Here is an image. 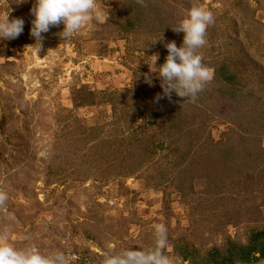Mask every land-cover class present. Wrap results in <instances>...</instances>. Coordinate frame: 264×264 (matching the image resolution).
Segmentation results:
<instances>
[{
	"label": "rangeland",
	"instance_id": "1",
	"mask_svg": "<svg viewBox=\"0 0 264 264\" xmlns=\"http://www.w3.org/2000/svg\"><path fill=\"white\" fill-rule=\"evenodd\" d=\"M16 2L0 0L25 21L0 42L3 242L104 264L153 248L163 224L172 264H205L264 230V0H96L104 19L70 41L52 28L39 57L34 0ZM193 6L214 15L200 49L212 79L195 100L157 101L146 63L182 44L172 28Z\"/></svg>",
	"mask_w": 264,
	"mask_h": 264
},
{
	"label": "clouds",
	"instance_id": "2",
	"mask_svg": "<svg viewBox=\"0 0 264 264\" xmlns=\"http://www.w3.org/2000/svg\"><path fill=\"white\" fill-rule=\"evenodd\" d=\"M26 0H17V4ZM11 9L0 15V42L19 38L24 31L25 21L22 18H9ZM30 35L34 43V54L39 57L44 46L45 34L52 28L62 25L58 33L61 40L70 41L87 21L93 18L104 19L97 10L96 0H34L30 8ZM214 23L213 12L199 6H193L186 11V15L172 30L183 33L182 44L178 47L174 41L164 45L167 55L162 64L157 65V54L148 65L160 81L161 94L156 100L171 99L172 95L195 100L205 85L212 79L211 70L204 64L200 49L206 45L207 28ZM145 82L151 86L152 80L145 75ZM7 196L0 193V204ZM155 245L150 250L129 247L116 255L106 256L104 264H172L163 249L167 245V229L163 224L154 226ZM0 264H69L68 257L63 252L44 255L36 248L18 250L14 246L3 242L0 238Z\"/></svg>",
	"mask_w": 264,
	"mask_h": 264
},
{
	"label": "trees",
	"instance_id": "3",
	"mask_svg": "<svg viewBox=\"0 0 264 264\" xmlns=\"http://www.w3.org/2000/svg\"><path fill=\"white\" fill-rule=\"evenodd\" d=\"M156 115H153V117ZM228 245L229 246L226 248L227 258L226 257L222 258L224 260H228V262L225 261L219 262V260L214 261L215 257L220 258L221 253L220 251L218 252V250L216 251L212 250V253L208 255V258L204 260V263L208 264L214 261V264H224V263L231 264L234 261H240L246 264L249 263L252 264L259 258H264V230L262 231L253 230L248 240V244H246L245 246H238L237 244L231 242H228ZM187 257L188 255H185L184 259H187Z\"/></svg>",
	"mask_w": 264,
	"mask_h": 264
}]
</instances>
